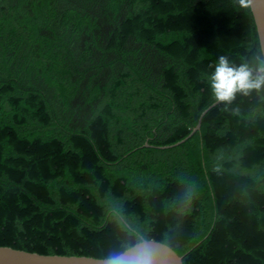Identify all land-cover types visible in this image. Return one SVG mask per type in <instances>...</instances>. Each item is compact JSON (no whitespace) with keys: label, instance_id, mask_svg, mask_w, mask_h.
Returning a JSON list of instances; mask_svg holds the SVG:
<instances>
[{"label":"trees","instance_id":"16d2710c","mask_svg":"<svg viewBox=\"0 0 264 264\" xmlns=\"http://www.w3.org/2000/svg\"><path fill=\"white\" fill-rule=\"evenodd\" d=\"M220 56L263 59L247 0H0V245L264 264V87L156 147L216 100Z\"/></svg>","mask_w":264,"mask_h":264},{"label":"water","instance_id":"95a60500","mask_svg":"<svg viewBox=\"0 0 264 264\" xmlns=\"http://www.w3.org/2000/svg\"><path fill=\"white\" fill-rule=\"evenodd\" d=\"M249 9L255 24L258 43L262 58L264 59V0H247ZM260 71L253 72V78ZM219 101L215 100L204 108L197 119L196 124L191 131L182 139L166 145L156 146L158 148H169L176 146L192 135L200 127L202 116ZM143 146L148 147L147 142ZM0 264H183L182 256L178 255L169 245L153 240L144 239L140 236V240L130 247L124 249L120 253L110 257H93L87 255H65V254H45L34 251H27L14 248L7 245H0Z\"/></svg>","mask_w":264,"mask_h":264},{"label":"clouds","instance_id":"9594fccd","mask_svg":"<svg viewBox=\"0 0 264 264\" xmlns=\"http://www.w3.org/2000/svg\"><path fill=\"white\" fill-rule=\"evenodd\" d=\"M262 68L264 59L259 62L257 71ZM207 80L215 99L224 102H230L237 92L247 94L249 90L264 87V74L253 78V71L249 65H232L224 56L218 58Z\"/></svg>","mask_w":264,"mask_h":264}]
</instances>
